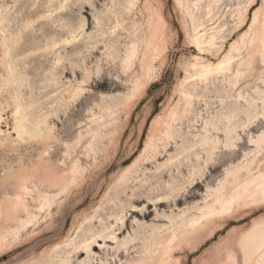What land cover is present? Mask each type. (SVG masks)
<instances>
[{"label": "rangeland", "instance_id": "374dc122", "mask_svg": "<svg viewBox=\"0 0 264 264\" xmlns=\"http://www.w3.org/2000/svg\"><path fill=\"white\" fill-rule=\"evenodd\" d=\"M263 20L0 0V264H264Z\"/></svg>", "mask_w": 264, "mask_h": 264}, {"label": "bare ground", "instance_id": "6f19581e", "mask_svg": "<svg viewBox=\"0 0 264 264\" xmlns=\"http://www.w3.org/2000/svg\"><path fill=\"white\" fill-rule=\"evenodd\" d=\"M256 14V13H255ZM254 14V15H255ZM263 22V27H264V20ZM200 28V27H199ZM198 31V30H195ZM203 34H199L198 32H195L193 39H192V43L196 46V48L201 51V47L202 46H207V47H211V40L210 41H206L203 39ZM212 39V38H211ZM213 46V45H212ZM231 54L230 51H228V53H226L222 59H220V61H218L216 64H211V63H198L194 66H196L199 70V76L201 77H205V75L209 74L212 71H219L225 69V67L227 65H229L230 61H231ZM198 78V77H197ZM262 195H264V181L262 182ZM261 240L264 243V232L261 234Z\"/></svg>", "mask_w": 264, "mask_h": 264}]
</instances>
